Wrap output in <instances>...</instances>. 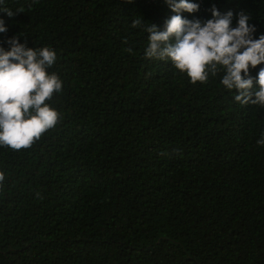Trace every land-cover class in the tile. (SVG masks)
<instances>
[{"label": "trees", "instance_id": "obj_1", "mask_svg": "<svg viewBox=\"0 0 264 264\" xmlns=\"http://www.w3.org/2000/svg\"><path fill=\"white\" fill-rule=\"evenodd\" d=\"M188 19L264 0H194ZM7 32L50 47L54 128L0 147V264H264V109L147 59L163 0H4ZM133 21H140L136 28ZM261 65L250 69L255 76Z\"/></svg>", "mask_w": 264, "mask_h": 264}, {"label": "clouds", "instance_id": "obj_2", "mask_svg": "<svg viewBox=\"0 0 264 264\" xmlns=\"http://www.w3.org/2000/svg\"><path fill=\"white\" fill-rule=\"evenodd\" d=\"M131 2V0H128ZM174 13L157 28L149 23L144 28L148 44L147 59L168 61L185 75L189 83L203 84L209 76L222 73L219 83L235 90L233 99L241 105L264 109V34L254 37L255 25L247 12L221 13L214 4L210 18L188 19L182 14L198 12L194 0H163ZM4 0H0V6ZM8 17L14 10L0 8ZM140 21H133L136 28ZM0 19V34L7 32ZM0 46V147L12 150L29 148L43 133L55 127L58 113L47 101L60 93L62 81L49 72L57 55L50 47H28L16 36ZM261 67L253 77L250 69ZM256 144L264 146V133ZM0 174V181L3 180Z\"/></svg>", "mask_w": 264, "mask_h": 264}]
</instances>
